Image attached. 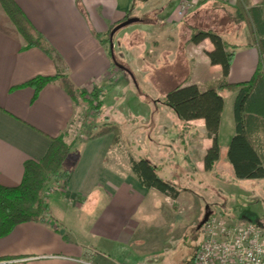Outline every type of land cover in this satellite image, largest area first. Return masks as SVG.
<instances>
[{
    "label": "crops",
    "instance_id": "1",
    "mask_svg": "<svg viewBox=\"0 0 264 264\" xmlns=\"http://www.w3.org/2000/svg\"><path fill=\"white\" fill-rule=\"evenodd\" d=\"M15 1L62 56L63 74L76 87L88 91L95 87L106 89L111 81V73L117 72L111 60L113 48L109 51L106 46L109 31L118 22L139 14L155 15L149 30L144 33L146 37L149 36L150 43V56L147 58L158 61L163 55H169L173 60L179 57L189 69L187 77L177 86L198 84L201 89H205L222 76V66L211 64L206 53L214 49L212 41L209 38L200 43L192 41V36L199 30L217 31L228 44V50L234 51L228 76L230 82L241 84L249 81L259 67L264 77V0H205L184 17L177 14L179 0ZM240 2L245 10L255 8L258 23L237 21L236 9ZM218 8L227 10L229 17L235 19H223L215 27L207 25L204 15ZM238 22L242 23L239 31L227 28L228 24L236 25ZM245 25H248V30ZM131 33L139 32L132 30ZM23 44V38L0 5V184L4 186L20 184L25 162L43 158L52 139L64 132L80 113L79 105L65 91L60 79L47 83L37 94L35 88L27 84L38 76H55L58 68L43 49H24ZM138 60L143 64L140 57ZM126 68L130 70L128 66ZM118 75L121 77L122 74ZM224 91L234 92L235 95L230 97L235 100L237 89L223 90L221 93ZM258 94L264 97V81ZM164 100H160V103L164 104ZM154 106V111L159 110L157 103ZM167 110L172 118L173 112ZM171 111L174 110L171 108ZM155 115L153 117L157 123H170L168 119ZM223 115L219 132L220 158L209 171L205 170L204 156L213 141L207 136L205 120L202 118L190 121L181 119L182 123L196 125V128L187 126L186 161L180 164H174V150L169 148L168 143L162 149L154 147L153 153L139 156L132 153L120 127L121 139L118 144L113 143V132L86 139L64 183L65 208L60 210L58 206L62 205H54L48 198L51 217L44 221L20 223L0 238V258H16L11 264H85L84 260L92 257L97 262L109 264L111 260L107 256L116 258L106 250L113 242L129 245L137 236L144 215L149 218L153 212L159 211L158 207L170 205L171 200L175 202L192 196L198 201L193 195L195 193L186 194V191L181 190L178 198L173 199L155 188L145 187L132 170L131 157L150 160L157 167L161 178L174 183L177 179L168 172L184 171L185 181L194 183L193 176L200 178L224 164V169L215 175L214 181L218 184H213L229 190L226 187L229 185L227 180H220V177L224 173L234 174L237 178L228 159V142L230 134L235 133V118L233 111L230 133L223 134ZM196 139L201 144L196 143ZM223 141L226 158L222 155ZM193 155L200 158L197 164L191 158ZM168 157L172 159L171 163L164 160ZM169 164L175 166L174 170L164 167L161 173L162 167ZM195 185L198 186L197 183ZM84 207L92 209V214L90 218L87 217L85 234L77 235L68 218L72 211ZM165 211L166 216L167 208ZM237 220L234 217L231 219L233 222Z\"/></svg>",
    "mask_w": 264,
    "mask_h": 264
},
{
    "label": "rangeland",
    "instance_id": "2",
    "mask_svg": "<svg viewBox=\"0 0 264 264\" xmlns=\"http://www.w3.org/2000/svg\"><path fill=\"white\" fill-rule=\"evenodd\" d=\"M204 16L205 20L207 19V25L212 27L219 26L223 19H235L233 16L229 17L227 10H220L219 8L218 10L211 9ZM134 17L140 18L141 21L120 28L113 39L115 59L120 65L128 66L130 70H118L117 62L113 60L111 55L112 65L117 68L118 73H111L109 87L104 88L100 113L95 114L93 112L90 115V121H88L89 129H84L82 123L88 104L79 98L80 113L69 125L66 141L69 143L74 140L77 143L85 141L89 136L91 126L97 124L98 127H101L108 122L106 120L108 117V124L121 128L122 136L132 153L137 156L153 153L154 147L162 149L168 143L169 148L174 150L172 151L174 164H180L186 161L185 151L188 146L186 140L189 131L186 130L188 129L187 126L193 127L194 125L182 123L179 116L171 111L169 106L160 103V100H164L167 93L187 77L189 69L185 67V62L179 57L173 60L169 55H163L158 61H150L147 58L150 56L148 54L149 36L146 37L144 33L149 30L155 15L139 14V16ZM228 25L227 28L232 27L234 32L239 31L242 27L241 22L236 23V25ZM205 26L206 24H204ZM247 27L248 25H245L248 30L249 27ZM132 30L139 33L133 34L131 33ZM119 39L121 40L120 43ZM106 46L111 51L112 46L109 40H106ZM139 57L143 60V64L138 60ZM118 74H122L121 77ZM222 95L226 102L222 132L229 134L234 111V97L231 100L230 96H234L235 93L224 91ZM155 103L159 105V110L154 111ZM167 109L173 112L172 118L168 115ZM154 114L156 117L168 119L170 123H157L153 117ZM194 127L196 128V125ZM232 128L234 129V123ZM197 132L199 131L197 130ZM230 135L231 140L233 134ZM199 139H196V143L201 144V141L197 142ZM222 143L224 144L222 155L226 158L225 142ZM191 158L195 164L200 159L195 155ZM164 160L169 163L172 162L170 157ZM72 164L73 160H70L67 165L71 167ZM164 167L172 171L175 168L170 164L163 166L161 173H163ZM220 167L215 171L206 172L200 178L193 176L194 183L185 181L184 171L168 172L169 175H173L177 179L176 183L172 182L173 184L180 190L186 191V194L195 193L193 195L198 201L194 200L192 196H188L187 199L181 198L175 202L171 200L170 205L166 207V216L164 215L166 208L158 207L159 211L153 212L149 218L144 215L145 218L141 222L137 236L129 245L113 242L106 251L126 264H191L204 238L203 227H199V223L207 211H211V215H221L230 218V220L234 217V219H238L237 221H251L264 227V178L240 179L235 178L234 174L224 175L223 173L220 180H227L226 183L229 184L226 186L229 190H225L222 187H215L213 184L214 182L218 184L214 181L215 175L224 169V164H221ZM167 181L171 182V180ZM196 183L201 188L196 186ZM50 186V191H53L57 184L51 182ZM195 189L197 190L195 191ZM64 197V192L57 191L49 194L52 204L59 203L62 205L58 206L60 210L65 208ZM91 214L92 209L86 207L74 210L69 214L68 220L73 225L72 229L77 235L85 234L84 226Z\"/></svg>",
    "mask_w": 264,
    "mask_h": 264
},
{
    "label": "trees",
    "instance_id": "3",
    "mask_svg": "<svg viewBox=\"0 0 264 264\" xmlns=\"http://www.w3.org/2000/svg\"><path fill=\"white\" fill-rule=\"evenodd\" d=\"M0 5L23 38V48L39 47L51 56L57 65L58 73L55 76H38L27 84L33 86L37 94L47 83L60 79L61 85L77 105H79V98L87 102L88 108L82 126L84 129H89L90 115L93 112L100 113L104 88L95 87L92 91H88L85 88L76 87L68 76L63 74L62 56L32 24L17 2L0 0ZM236 13L237 21L248 20L258 23L255 8L245 10L240 2ZM111 30L106 40H110ZM205 38H209L214 45V49L206 53L211 64L222 66V76L208 84L205 89H201L198 84L179 85L167 93L164 104L171 107L183 121L199 118L205 120L207 136L213 141L204 156V167L209 171L219 160L221 152L219 132L225 107L221 91L237 89L234 100L235 133L228 146V159L237 178H264V97L258 94L264 81L262 70L259 67L247 82L241 84L230 82L228 76L234 51H229L226 41L212 29L199 30L192 36V41L200 43ZM67 129L52 139V144L43 158L25 162V172L20 184L16 186L0 184V238L9 234L20 223L44 221L47 217H51L49 194L57 191L64 192V183L72 169L67 164L70 160L76 161L84 143V141L77 143L75 140L67 142ZM89 131L87 139L96 138L108 132L114 133V144H118L121 139L119 128L108 122L101 127L94 124ZM131 165L145 187L155 188L173 199L178 198L181 190L172 182L161 178L157 167L150 160L145 158L136 160L131 157ZM51 182L57 184L53 191H50ZM15 260L16 258L10 257L0 258V264H11Z\"/></svg>",
    "mask_w": 264,
    "mask_h": 264
},
{
    "label": "built area",
    "instance_id": "4",
    "mask_svg": "<svg viewBox=\"0 0 264 264\" xmlns=\"http://www.w3.org/2000/svg\"><path fill=\"white\" fill-rule=\"evenodd\" d=\"M205 0H179L177 14L186 16ZM203 241L191 264H264V227L251 221H236L211 215L202 226ZM109 264H126L118 259ZM85 264H103L92 257Z\"/></svg>",
    "mask_w": 264,
    "mask_h": 264
},
{
    "label": "water",
    "instance_id": "5",
    "mask_svg": "<svg viewBox=\"0 0 264 264\" xmlns=\"http://www.w3.org/2000/svg\"><path fill=\"white\" fill-rule=\"evenodd\" d=\"M140 18H137V17H129L125 20H123L122 22H120L119 24H117L110 32V41H111V46L113 48V37H114V34L122 27L130 24V23H133V22H137L139 21ZM112 58L114 61H116L115 57H114V54L112 52ZM117 62V61H116ZM117 66H119L120 68L124 69V70H127V68L125 66H122L120 65L118 62L116 63ZM212 212L211 211H207L204 215V218L201 220V222L199 223V227H202L206 222L207 220L209 219V217L211 216ZM262 226V225H261Z\"/></svg>",
    "mask_w": 264,
    "mask_h": 264
}]
</instances>
